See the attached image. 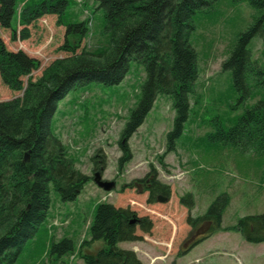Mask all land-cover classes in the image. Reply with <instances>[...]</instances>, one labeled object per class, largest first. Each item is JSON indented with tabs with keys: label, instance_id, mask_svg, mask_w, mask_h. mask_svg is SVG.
<instances>
[{
	"label": "trees",
	"instance_id": "obj_1",
	"mask_svg": "<svg viewBox=\"0 0 264 264\" xmlns=\"http://www.w3.org/2000/svg\"><path fill=\"white\" fill-rule=\"evenodd\" d=\"M94 1L103 9L102 31L109 36L108 46L100 47L95 53L82 46L89 34V19L64 21L69 0H0V29L10 30V40L29 39L31 23L46 14H56L58 24L66 26L65 41L59 49L69 53L54 60L33 80L40 60L23 49H9L0 33L3 83L13 91H22L26 83L35 88L20 109L16 101L0 103V264H15L29 239L38 234L51 207L52 188L62 201L72 202L93 180V176L76 167L69 148L52 128L58 103L71 90L92 84L119 85L133 61L143 66L146 76L141 99L132 110L119 141L120 167L133 157L128 140L143 124L159 94L172 95L175 110L173 126L166 137V151L159 157L162 163L166 153L176 150L177 139L183 134L191 109L193 84L198 76V54L189 40L192 27L189 20L217 0ZM233 1H247L256 10L254 22L238 35L232 53L222 64L223 69L231 70L240 98L247 99L252 93L250 81L258 68L249 43L256 35L264 39V0ZM208 138L264 153V99L247 108L233 127ZM91 160L95 170L105 169L103 150L98 149ZM146 177L149 203L156 202L159 194L169 195L170 186L158 179L157 171ZM227 200L225 195L218 197L204 215L186 217L187 223L195 228L209 221L211 232L222 229ZM181 203L192 208V194L181 198ZM96 208L89 226L90 238L82 240L78 249L83 264H144L135 251L120 248L118 244L142 240L137 230L150 234L154 226L152 219L139 217L130 207L111 203H101ZM174 228L175 237L177 227ZM223 230H236L250 243L264 242V213L241 217L234 226ZM200 239L182 252H188ZM98 241L105 245L91 251L92 244ZM49 247V264H57L62 256L73 255L76 249L73 240L66 236L59 241L52 236Z\"/></svg>",
	"mask_w": 264,
	"mask_h": 264
},
{
	"label": "rangeland",
	"instance_id": "obj_2",
	"mask_svg": "<svg viewBox=\"0 0 264 264\" xmlns=\"http://www.w3.org/2000/svg\"><path fill=\"white\" fill-rule=\"evenodd\" d=\"M255 14L256 10L247 1L217 0L189 20L192 26L189 40L198 54V76L193 84L191 109L183 134L177 139L176 150L164 155L163 163L159 157L166 151L167 133L175 117L174 99L170 94L157 96L143 124L128 140L133 157L122 167L118 163L122 155L119 143L122 131L141 99L146 76L138 62L131 63L129 73L119 85L78 87L59 101L52 117V128L69 148L76 167L93 177L100 171L103 180L115 181V187L106 191L91 180L72 202L62 201L52 188L48 216L38 234L26 243L15 264H47L52 236L56 241L62 236L69 237L76 248L73 255L62 256L57 264H81L78 249L82 240L90 238L89 226L96 207L101 203L130 207L139 217L152 219L154 226L150 234L137 230L142 240L118 244L123 249L134 248L144 264H240L236 255L254 260V263L260 261L253 258V253L242 252L233 256L216 254L213 258L196 262L202 251L189 252L191 248L182 252L194 240L201 237L202 241L215 233L210 231L209 221L193 228L186 217L204 215L220 196L225 195L228 200L223 209V228L217 231H236L223 229L234 226L246 215L264 213V153L208 138L222 129L233 127L247 108L260 98L264 99L262 36L256 35L249 43L258 68L250 81L252 93L247 99L240 98L231 70L222 68L237 43L238 35L254 22ZM64 16L65 22L89 19V34L83 39V47L95 53L100 47L108 46L109 36L102 31L103 9L96 1L69 0ZM30 29L31 37L24 41L10 40V30L1 28L0 33L9 49H23L40 60V67L32 75L33 80H37L54 60L69 55L59 49L65 41L66 26L58 24L56 14H46L31 23ZM34 91L35 88L28 83L22 91H13L0 77V103L16 101V107L20 109L26 97ZM98 149L106 155L104 170H95L91 160ZM154 171L161 182L170 186L169 195L159 194L168 198L165 202L158 200L159 195L156 202L147 201L145 179ZM188 193L193 196L192 208L181 203V198ZM55 219L59 220L55 222ZM175 226L177 234L174 237ZM239 235L243 237L241 233ZM100 245L105 244L95 242L90 250L94 252Z\"/></svg>",
	"mask_w": 264,
	"mask_h": 264
},
{
	"label": "crops",
	"instance_id": "obj_3",
	"mask_svg": "<svg viewBox=\"0 0 264 264\" xmlns=\"http://www.w3.org/2000/svg\"><path fill=\"white\" fill-rule=\"evenodd\" d=\"M240 233L236 231H217L211 235L206 236L202 241L196 244L189 251L196 250L197 252L202 251L203 254L197 256L196 262L206 258H213V255H236V253L248 252L253 253V258L260 261L254 263V260L249 261L245 258H241L236 255V259L240 264H264V242L261 243H250L243 237H239ZM218 242L219 244H216ZM215 244V246H213ZM218 247V248H216ZM214 263V262H211ZM216 264H224L223 262Z\"/></svg>",
	"mask_w": 264,
	"mask_h": 264
},
{
	"label": "water",
	"instance_id": "obj_4",
	"mask_svg": "<svg viewBox=\"0 0 264 264\" xmlns=\"http://www.w3.org/2000/svg\"><path fill=\"white\" fill-rule=\"evenodd\" d=\"M28 158V154L25 155V159ZM94 182L102 189L106 191H111L115 187V181L103 180L102 174L100 171H97L94 175ZM159 201L165 202L168 200L166 196L159 195ZM134 222V220H133Z\"/></svg>",
	"mask_w": 264,
	"mask_h": 264
}]
</instances>
